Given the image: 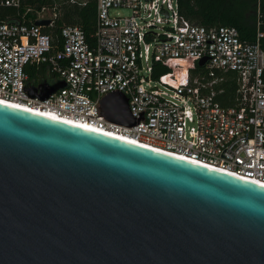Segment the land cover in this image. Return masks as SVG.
I'll list each match as a JSON object with an SVG mask.
<instances>
[{
	"label": "water",
	"instance_id": "95a60500",
	"mask_svg": "<svg viewBox=\"0 0 264 264\" xmlns=\"http://www.w3.org/2000/svg\"><path fill=\"white\" fill-rule=\"evenodd\" d=\"M0 264H264V185L0 102Z\"/></svg>",
	"mask_w": 264,
	"mask_h": 264
},
{
	"label": "built area",
	"instance_id": "2783aa9c",
	"mask_svg": "<svg viewBox=\"0 0 264 264\" xmlns=\"http://www.w3.org/2000/svg\"><path fill=\"white\" fill-rule=\"evenodd\" d=\"M0 4L16 7L19 0ZM117 7L128 13L109 14ZM35 12L34 19L53 24L54 7ZM45 25L0 21V98L264 182V7L255 9L252 40L241 39L232 25L192 23L177 0H95L92 43L79 25L62 24L56 45ZM202 56L207 80L191 78ZM41 61L47 74L36 84L26 82L24 66ZM153 62L167 70L153 76ZM216 70L235 74L232 105L215 98ZM56 81L51 93L38 96L41 84L54 87ZM113 91L127 97L133 124L102 115L99 99Z\"/></svg>",
	"mask_w": 264,
	"mask_h": 264
},
{
	"label": "trees",
	"instance_id": "16d2710c",
	"mask_svg": "<svg viewBox=\"0 0 264 264\" xmlns=\"http://www.w3.org/2000/svg\"><path fill=\"white\" fill-rule=\"evenodd\" d=\"M179 12L192 23L210 25H232L241 39H254L255 36V9L264 7V0H177ZM41 6L54 7L55 18L52 25L42 26V29L51 36L52 43L60 44L59 27L62 24H77L85 34L86 40L92 43L91 32L95 22V0H86L82 5L72 4L66 0H19L18 6L0 4V21L17 22L33 21L36 9ZM260 47L264 53V34L259 38ZM167 67L158 63H152L151 74L157 76L165 72ZM26 82L36 84L46 74L47 68L44 62L27 63L24 66ZM203 76L207 80L203 65L194 64L190 69V77ZM216 75L221 79L213 83L216 90L215 98L223 106L234 103L235 74L233 71L221 72L216 70ZM51 76V75H49ZM60 85V81L54 83V87ZM221 89L218 91V89Z\"/></svg>",
	"mask_w": 264,
	"mask_h": 264
},
{
	"label": "bare ground",
	"instance_id": "6f19581e",
	"mask_svg": "<svg viewBox=\"0 0 264 264\" xmlns=\"http://www.w3.org/2000/svg\"><path fill=\"white\" fill-rule=\"evenodd\" d=\"M0 102L6 103V104H10V105H14V106H17V107H20V108H23V109H28V110H30V111H34V112H37V113H42V114H44V115H47V116H49V117H53V118H55V119H59V120H61V121H65V122H68V123H71V124H74V125H78V126H81V127H86V128H88V129H91V130H94V131H99V132H102V133H106V134H108V135H112V136L119 137V138H122V139H125V140H128V141H132V142H134V143H138V144H140V145H145V146H147V147H151V146H149V145H146V144H144V143L138 142V141L135 140V139L129 138V137L124 136V135H121V134H116V133H112V132H106V131H103V130H101V129H96V128L91 127V126H83V124H81L79 121H75V120H73V119H68V118H65V117H56V116H54V115H52L51 113L46 112V111L34 110V109H32V108H30V107H28V106H26V105H24V104H22V103H20V102H17V101H11V100H7V99L0 98ZM154 149H157V148H154ZM158 150H160V149H158ZM160 151H164L165 153H169V154H171V155H175V156H177V157H181V158H184V159H188V160H190V161H194V162H197V163H201V164H203V165H207V166H209V167L216 168V167H214V166H211V165H208V164L202 163V162H200V161H197V160H194V159L188 158V157H186V156L177 155V154H174V153H172V152L165 151V150H160ZM216 169H218V168H216ZM220 170H221V171H225V172H227V173H231V174H233V175H236V174H234V173H232V172H229V171H226V170H223V169H220ZM239 177H240V176H239ZM257 183H261V184L264 185V182H257Z\"/></svg>",
	"mask_w": 264,
	"mask_h": 264
},
{
	"label": "rangeland",
	"instance_id": "374dc122",
	"mask_svg": "<svg viewBox=\"0 0 264 264\" xmlns=\"http://www.w3.org/2000/svg\"><path fill=\"white\" fill-rule=\"evenodd\" d=\"M109 14L113 15L115 13H119L120 15H124L127 14L128 11L126 8H121V7H117V8H109L108 9ZM218 81V80H217Z\"/></svg>",
	"mask_w": 264,
	"mask_h": 264
}]
</instances>
